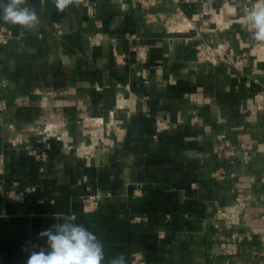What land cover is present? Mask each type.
Listing matches in <instances>:
<instances>
[{"label": "crops", "instance_id": "0c3cea01", "mask_svg": "<svg viewBox=\"0 0 264 264\" xmlns=\"http://www.w3.org/2000/svg\"><path fill=\"white\" fill-rule=\"evenodd\" d=\"M255 2L78 0L58 12L28 0L37 27L0 19L13 32L0 43V187L16 193L0 191V264H25L23 244H45L38 234L64 217L104 243V264H264V44L241 24ZM204 41L247 64L198 60ZM115 119L119 140L77 153L87 126Z\"/></svg>", "mask_w": 264, "mask_h": 264}, {"label": "clouds", "instance_id": "9594fccd", "mask_svg": "<svg viewBox=\"0 0 264 264\" xmlns=\"http://www.w3.org/2000/svg\"><path fill=\"white\" fill-rule=\"evenodd\" d=\"M58 12L78 3V0H52ZM4 23L32 29L40 24L34 8L28 0H7L0 4ZM239 7V5H238ZM243 28L251 40L264 44V0H256L241 20ZM39 238L45 246L30 251L25 264H104L106 260L104 243L92 231L81 224L74 223L73 217H64L62 223H54L40 232ZM107 264H126L123 254L107 260Z\"/></svg>", "mask_w": 264, "mask_h": 264}, {"label": "built area", "instance_id": "2783aa9c", "mask_svg": "<svg viewBox=\"0 0 264 264\" xmlns=\"http://www.w3.org/2000/svg\"><path fill=\"white\" fill-rule=\"evenodd\" d=\"M145 6L151 5L154 0H141ZM91 6H88V10H90ZM13 37V32L9 29L6 25L0 23V43L6 44L8 43L11 38ZM135 37V36H133ZM132 51L136 55V58L140 62H145L148 58V47L145 46L143 43L137 40V42L132 46ZM114 59L117 64L123 65L126 63L127 54L119 52L118 50H114ZM196 56L198 60L201 61H223L229 64L234 65L237 69H243L247 64V57L246 54H235L234 50L228 48L224 45L218 44H211L209 42H201L196 46ZM264 96V95H263ZM264 100V98H263ZM262 100L256 99L249 107L250 111H256L261 108ZM106 125V126H105ZM123 121L120 119H115L113 122L109 124L104 123H91L89 126L86 127V132L92 137L93 141L88 144L85 149L79 148L76 149L77 153L80 154H92L93 149L96 143L104 142L106 140L110 141L111 139H120L123 135L124 131ZM245 160L249 159V154L245 152ZM215 177H222L224 175V171L222 169H218L216 172L213 173ZM0 191L6 192V194L10 197H15L16 193L12 190L5 191L2 187H0ZM239 203L243 205L242 199H238ZM94 205V201H88L87 207H91ZM160 236L163 237V232L160 233ZM39 247L45 246V244H38L36 242L26 241L23 244L24 248L28 247ZM139 256L136 255V259Z\"/></svg>", "mask_w": 264, "mask_h": 264}]
</instances>
